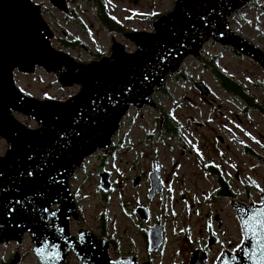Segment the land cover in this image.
Listing matches in <instances>:
<instances>
[{
  "label": "water",
  "instance_id": "1",
  "mask_svg": "<svg viewBox=\"0 0 264 264\" xmlns=\"http://www.w3.org/2000/svg\"><path fill=\"white\" fill-rule=\"evenodd\" d=\"M72 16L67 0H49ZM254 0H175L173 10L158 15L151 30H135L124 37L135 51L113 40L111 54L89 62L78 61L53 45L55 33L33 0H0V245L20 246L27 235L40 264H151L135 255L112 257L109 237H98L82 226L70 183L87 158L107 154L123 120L133 108L159 110L156 92L178 75L188 57L203 62L201 52L209 41L230 47L252 58L264 69V50L236 33L231 20ZM56 42V41H55ZM43 69L63 87L79 86L65 100L39 99L24 93L16 72L34 74ZM201 94L204 82L195 81ZM36 122V128L17 116ZM149 198L162 192L158 170L150 173ZM140 178L134 180V186ZM101 187L111 189L109 175ZM260 202L233 199L243 240L234 249H223L215 264H264V192ZM136 212L148 220L146 207ZM72 220L79 228L71 230ZM247 221V228H245ZM148 251L165 241L160 222L148 232ZM211 242V241H210ZM17 250L8 264H20ZM207 252L196 249L189 264H207Z\"/></svg>",
  "mask_w": 264,
  "mask_h": 264
},
{
  "label": "rangeland",
  "instance_id": "2",
  "mask_svg": "<svg viewBox=\"0 0 264 264\" xmlns=\"http://www.w3.org/2000/svg\"><path fill=\"white\" fill-rule=\"evenodd\" d=\"M33 1L42 5L44 17L55 33L53 45L82 62L110 55L112 37L128 51H135V45L123 33L131 29L150 30L154 15L173 10L175 3V0H100L121 28L111 31L100 22L96 4L91 0H69L78 20L64 17L49 0ZM231 28L264 50V0H254L232 18ZM68 38H75L87 49L79 44L67 48L63 42ZM201 56L202 60H215L220 70L247 90L256 106L224 90L212 70L190 56L182 72L168 79L166 91L154 94V100L162 108L160 112L151 107L130 110L116 138L114 154L106 158V165L101 167L104 157L95 153L87 158L70 183L82 226L98 237L113 239L115 243L109 252L114 258L135 255L151 264H189L193 252L203 246L207 264H215L223 249H234L243 240L232 200L246 204L261 200L264 69L252 58L213 40L204 45ZM15 79L24 93L39 99L65 100L80 89L61 87L56 76L43 69H37L34 74L16 72ZM195 81L204 82L210 93L201 94ZM17 115L24 124L36 128V122ZM6 146L5 141H0L1 154ZM210 163L220 167L228 187L236 193L230 200L219 195L218 174L207 169ZM152 167L159 169L164 189L150 199L147 172ZM102 169L112 173L114 189L109 193L100 188ZM137 175H143L144 181L134 186ZM240 189L242 194L237 193ZM142 204L151 212L150 221L135 213V208ZM157 222L163 226L165 243L159 250L149 252L144 233ZM78 228L72 220V232L76 233ZM211 235L218 238V243L208 245ZM31 245L27 235L20 246L15 242L0 245V264H8L17 250L22 256L20 264H40ZM70 264H79L73 254Z\"/></svg>",
  "mask_w": 264,
  "mask_h": 264
},
{
  "label": "flooded vegetation",
  "instance_id": "3",
  "mask_svg": "<svg viewBox=\"0 0 264 264\" xmlns=\"http://www.w3.org/2000/svg\"><path fill=\"white\" fill-rule=\"evenodd\" d=\"M68 1V4H69V6H70V1L69 0H67ZM92 2H94L95 4H96V7H97V9H96V12L98 13V16H99V20H100V22L106 27V29H108V30H111V31H116V30H112V29H110L109 28V26L108 25H106L103 21H102V12H103V10L104 11H107L106 9H105V5L103 4V2H101L100 0H91ZM70 10H71V14H72V16H68L67 17V15H65L64 13V17H66V18H71V17H73V18H75L76 20H78L77 19V13H76V10L74 9V8H71V6H70ZM108 12V11H107ZM109 13V12H108ZM110 14V13H109ZM163 14H165V13H163ZM111 15V14H110ZM158 15H162V14H156V15H154V18L155 17H157ZM114 17V16H113ZM154 18H152V20L154 19ZM114 20L117 22V18H115L114 17ZM150 24H151V22H150ZM150 30H151V25H150ZM131 31H135V29H131V30H129V31H125L124 33H126V32H131ZM124 33H123V35H124ZM115 38H113L112 37V42H113V40H114ZM76 39L75 38H68L66 41H69V42H71V41H75ZM78 43V42H77ZM79 44V46L81 45V43H78ZM78 44L76 45V46H74V48L75 47H77L78 46ZM82 47H85L86 49H87V47L86 46H83V45H81ZM67 48H73V46H69V47H67ZM105 56V55H104ZM101 57H103V56H101ZM100 57V58H101ZM97 60V59H96ZM204 61H203V64H204V66H205V64H206V62L208 61L207 59H203ZM78 61H80V60H78ZM157 104H158V102H157ZM158 106H159V112L162 110V108L160 107V104H158ZM167 120V119H166ZM124 121V120H123ZM122 124H123V122H122ZM121 129V128H120ZM120 133V130L118 131V133H117V135H116V137L113 139V142H112V145L110 146V148H109V151H108V153L107 154H104V153H102V152H97V156H101L102 158L104 157V164L103 165H101V167L102 166H104V165H106V163H107V159L110 157V156H112L113 154H114V150H115V148H116V146H115V143H116V138L118 137V134ZM106 155V156H105ZM107 158V159H106ZM87 160V159H86ZM85 160V161H86ZM84 164H85V162L83 163V165H82V168L81 169H83V167H84ZM155 169H157L158 170V174H159V177L161 178V184H162V191H163V189H164V182H163V179H162V177H161V175H160V172H159V169L157 168V167H152V169L151 170H149L148 172H147V175H148V180H149V182H150V188H149V190L151 189V179H150V173L153 171V170H155ZM103 173H107L108 175H109V182L111 183V189L109 190V191H104L103 189H102V187H101V183H100V188L103 190V192H105V193H109L110 191H112L113 189H114V181H113V179H112V173H111V171H109V170H107V169H102L100 172H99V175H100V181L102 180V174ZM136 178H140V184L142 183V181H144V177H143V175H137L135 178H134V180L136 179ZM134 180H133V184H134ZM162 193V192H161ZM218 193H219V195L220 196H224V197H226L227 199H229L230 200V198H232L231 197V195H236V193L235 192H233L232 191V188H230V187H228L227 188V190H226V194H223V192H222V190H221V188L218 190ZM237 193H239V194H242V190L240 189ZM158 194H160V193H156L155 195H154V197L153 198H155L156 196H158ZM148 195H149V191H148ZM149 197V196H148ZM103 198L104 199H106V196L104 195L103 196ZM153 198H150V199H153ZM139 206H143V207H146V206H144L143 204L142 205H138L137 207H139ZM136 207V208H137ZM136 208H135V213L139 216V214L136 212ZM147 208V210H148V212H149V218H148V220H145V221H150V219H151V212H150V210H149V208L148 207H146ZM140 217V216H139ZM217 219H219V216H217L216 217ZM143 220V219H142ZM158 223V222H157ZM156 223V224H157ZM155 224V225H156ZM154 225V226H155ZM222 225V222H219V226H221ZM153 227V226H152ZM151 227V228H152ZM150 228V229H151ZM149 229V230H150ZM149 232V231H148ZM148 232L147 233H144V234H147V237H148ZM165 235V234H164ZM111 240V245L113 244V243H115L114 242V240L113 239H110ZM146 241H147V244H148V238L146 239ZM211 241V242H210ZM164 243H165V241H164ZM216 243H218V238H216V237H214V235H211L210 236V240H209V242H208V245H211V244H216ZM164 245V244H163ZM201 249H203L204 251H205V248L206 247H204L203 248V246L202 247H200Z\"/></svg>",
  "mask_w": 264,
  "mask_h": 264
},
{
  "label": "trees",
  "instance_id": "4",
  "mask_svg": "<svg viewBox=\"0 0 264 264\" xmlns=\"http://www.w3.org/2000/svg\"><path fill=\"white\" fill-rule=\"evenodd\" d=\"M101 19L106 25L109 26L110 29L112 30L121 29L120 26L117 25V22L114 20V17L110 15L107 11L103 10ZM63 44L66 47H69V46L74 47L78 43H77V40L71 41V42L65 40ZM205 66L212 70L213 74L217 77L219 84L221 85V87L224 88V90L243 98L245 102L248 103L250 106H256V102L254 101V98L247 92V90L242 85H240L238 82H236V80H234L233 78H230L222 70H220L216 66L215 60L207 61ZM180 76H183V74H181ZM257 107L258 108L260 107L262 109L261 106H257ZM168 121L169 119L167 118V122ZM219 168H220L219 166L213 163H210L209 165H207V169L209 171L214 172V173L216 172L218 174V181L220 183V188L223 194H226V190L228 188L227 180L224 179L223 174L221 173ZM247 192L250 194V189H248ZM144 236L147 239V234H144Z\"/></svg>",
  "mask_w": 264,
  "mask_h": 264
},
{
  "label": "snow or ice",
  "instance_id": "5",
  "mask_svg": "<svg viewBox=\"0 0 264 264\" xmlns=\"http://www.w3.org/2000/svg\"><path fill=\"white\" fill-rule=\"evenodd\" d=\"M244 226H245V228H247V221H245V225Z\"/></svg>",
  "mask_w": 264,
  "mask_h": 264
}]
</instances>
